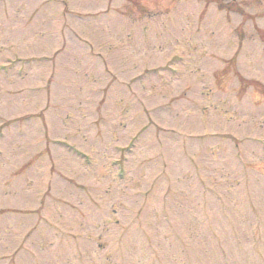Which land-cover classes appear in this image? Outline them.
Returning a JSON list of instances; mask_svg holds the SVG:
<instances>
[{"label": "rangeland", "instance_id": "374dc122", "mask_svg": "<svg viewBox=\"0 0 264 264\" xmlns=\"http://www.w3.org/2000/svg\"><path fill=\"white\" fill-rule=\"evenodd\" d=\"M0 264H264V0H0Z\"/></svg>", "mask_w": 264, "mask_h": 264}]
</instances>
